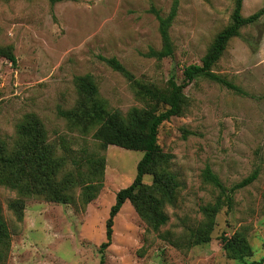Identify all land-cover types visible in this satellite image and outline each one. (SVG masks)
<instances>
[{
	"label": "rangeland",
	"instance_id": "obj_1",
	"mask_svg": "<svg viewBox=\"0 0 264 264\" xmlns=\"http://www.w3.org/2000/svg\"><path fill=\"white\" fill-rule=\"evenodd\" d=\"M173 1L0 0V45H12L18 58L13 65L0 57V137L12 142L17 124L35 113L60 152L77 158L97 152L105 158L103 186L95 199L84 203L81 186L74 189L72 202L26 197L22 220L9 208L18 193L0 184V204L12 235L6 264H244L229 259L222 248V236L236 231L246 233L252 247L246 261L264 256V16L230 40L214 67L244 93L197 78L184 89V113L159 129L160 148L172 155L169 169L180 181L176 203L166 207L168 223L154 230L126 201L114 219L112 243L101 253L116 194L132 184L144 152L116 145L103 149L59 110L75 106V77L88 73L111 108L126 113L148 106L101 57H116L135 79L159 87L171 77L182 82L185 66L201 64L215 35L230 22L235 0H178L170 29L174 53L157 60L146 55L162 46L158 20L149 8L154 4L166 14ZM262 7L264 0H244L242 13L248 16ZM207 166L225 190L203 180ZM255 169L258 178L231 197V186ZM152 179L145 175L144 182ZM220 193L223 204L211 241L190 245L188 234L204 217L201 206L215 202Z\"/></svg>",
	"mask_w": 264,
	"mask_h": 264
},
{
	"label": "trees",
	"instance_id": "obj_2",
	"mask_svg": "<svg viewBox=\"0 0 264 264\" xmlns=\"http://www.w3.org/2000/svg\"><path fill=\"white\" fill-rule=\"evenodd\" d=\"M56 4L65 0H49ZM244 0H235L230 22L215 35L209 45L201 64H190L183 69V80L178 82L171 77L165 87L153 83L140 82L116 58L101 57L111 68L124 75L135 87L137 94L148 106L132 107L126 113L111 108L108 101L99 92L92 74L77 75L75 85L79 98L74 107L59 110V114L74 128L84 134H90L98 140L101 148L116 145L129 150L144 152L137 165V175L131 185L120 189L106 221V239L101 244L103 253L112 243L114 219L126 201H130L140 217L154 230H159L169 221L166 212L168 205H174L178 198L180 181L170 169L172 155L161 150L158 135L161 125L186 110L185 87L197 78H206L217 82L236 93L244 91L227 77L215 72L214 67L223 56L230 40L242 35L241 30L254 25L264 16V7L245 16L242 13ZM179 1L174 0L168 13L154 4L149 8L158 20L161 38L159 50L151 48L147 56L157 60L172 56L174 43L170 29L178 15ZM0 57L13 65L18 58L12 45H0ZM70 164L71 167H67ZM87 164V170H84ZM105 158L98 153L84 157L70 156L60 152L57 143L49 140L43 120L35 113L26 114L17 124L12 142L0 137V184L15 190L19 198L9 203L19 220L23 219L25 198L38 196L55 202L74 201V189L82 187L84 203L96 198L103 186ZM145 175H152L150 184L144 182ZM203 180L219 191L225 190V184L211 167L203 170ZM259 176L255 169L251 174L234 183L229 194L251 185ZM223 204L220 193L215 202L201 206L203 220L196 228L190 230V245H199L211 241L215 219ZM222 248L229 259L243 261L244 264H264V256L258 260L246 261L251 256L252 247L246 233L236 231L232 236H222ZM12 235L3 215L0 204V264H6L11 252Z\"/></svg>",
	"mask_w": 264,
	"mask_h": 264
}]
</instances>
